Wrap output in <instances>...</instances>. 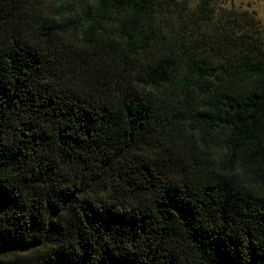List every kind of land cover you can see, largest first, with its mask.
<instances>
[{
    "label": "trees",
    "instance_id": "trees-1",
    "mask_svg": "<svg viewBox=\"0 0 264 264\" xmlns=\"http://www.w3.org/2000/svg\"><path fill=\"white\" fill-rule=\"evenodd\" d=\"M0 264H264L256 13L0 0Z\"/></svg>",
    "mask_w": 264,
    "mask_h": 264
},
{
    "label": "rangeland",
    "instance_id": "rangeland-1",
    "mask_svg": "<svg viewBox=\"0 0 264 264\" xmlns=\"http://www.w3.org/2000/svg\"><path fill=\"white\" fill-rule=\"evenodd\" d=\"M233 2L237 8L254 11L256 17L261 22L262 26H264V0H233Z\"/></svg>",
    "mask_w": 264,
    "mask_h": 264
}]
</instances>
